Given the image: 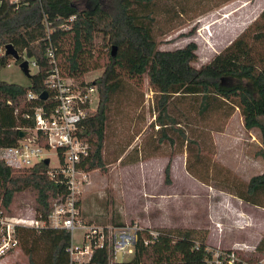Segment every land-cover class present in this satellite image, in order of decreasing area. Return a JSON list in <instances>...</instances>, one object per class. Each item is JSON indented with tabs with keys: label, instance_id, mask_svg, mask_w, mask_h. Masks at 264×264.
Here are the masks:
<instances>
[{
	"label": "trees",
	"instance_id": "trees-1",
	"mask_svg": "<svg viewBox=\"0 0 264 264\" xmlns=\"http://www.w3.org/2000/svg\"><path fill=\"white\" fill-rule=\"evenodd\" d=\"M156 0H26L15 6L0 0V44L11 43L19 53L31 58L36 70L28 76V84L0 79V146L13 145L18 139L19 127H31V118L21 116L35 105L50 107L45 78L52 63L46 53L51 46L63 76L83 79L84 74L102 67L98 77L88 81L98 88L96 109L82 121L80 135L90 144L89 154L79 167L91 171L106 168L105 128L108 104L120 86L121 73L130 78H142L155 92L154 122L161 132L159 142L173 139L167 128L179 131L189 148L199 159L202 147L197 139L187 137L177 118L168 110L175 95L198 97V113L204 114L217 105L229 104L238 108L245 129L257 128L264 158V8L221 51L199 66L197 44L189 41L184 46L161 49L153 34L155 20L153 4ZM74 14L72 21H67ZM45 16V18H44ZM47 23V25H46ZM48 26V29H47ZM115 45L102 53L96 37ZM112 47V45H111ZM105 57V58H104ZM9 56H0V67ZM27 90L36 93L25 99ZM46 90L45 98L40 93ZM9 100V102H7ZM233 108V109H234ZM194 156V158H195ZM44 160L24 168H12L0 159V206H7L14 192L28 190L33 194L35 214L46 217L53 202L66 193L62 175L50 176ZM186 169L198 180L210 184L197 175L190 163ZM165 182L169 181L170 162L165 165ZM219 187V186H218ZM226 189L240 199L264 207V170L248 180L228 184ZM263 201V202H262ZM8 212V211H7ZM148 228L138 234L132 256L112 264H205L207 230L196 227L157 229L155 240L145 244ZM17 246L24 252L28 264H67L71 233L66 228L43 227L33 229L15 226ZM197 245V247H196ZM16 246V247H17ZM257 248H264L260 239ZM113 257L110 246L94 248L88 264H110Z\"/></svg>",
	"mask_w": 264,
	"mask_h": 264
},
{
	"label": "rangeland",
	"instance_id": "rangeland-1",
	"mask_svg": "<svg viewBox=\"0 0 264 264\" xmlns=\"http://www.w3.org/2000/svg\"><path fill=\"white\" fill-rule=\"evenodd\" d=\"M262 6L263 0H156L152 6L153 34L161 49L196 42L197 59L193 64L199 66L230 43ZM96 41L103 54L113 45L100 35ZM21 59H27L30 73L36 70L31 58L22 54ZM20 60L9 59L8 65L1 66L0 79L27 85L28 77L18 66ZM102 70L92 69L83 77L94 79ZM147 79L146 75L130 78L121 73L120 86L112 94L107 110V166L89 171L79 194L81 218L105 228L108 243L110 228L130 223L150 229H206V243L216 248L256 245L264 236V207L243 201L219 187L248 180L264 170L259 130L245 129L239 111L235 110L238 108L232 106L235 111L229 115L228 103L200 115L198 97L175 95L168 110L187 137L198 140L202 151L199 159L189 153L195 145H189L173 128L166 130L173 142H159V125L153 123L157 112L155 92ZM49 154L50 163L58 164L56 156ZM168 162L169 181L165 182ZM187 162L210 184L189 173ZM7 211L29 217L34 212L33 194L26 189L14 192ZM243 218L245 221H241ZM81 232L79 228L73 231L75 243L80 242ZM131 256L132 253H118L111 257L110 264ZM0 264L28 262L17 246L0 258Z\"/></svg>",
	"mask_w": 264,
	"mask_h": 264
},
{
	"label": "built area",
	"instance_id": "built-area-1",
	"mask_svg": "<svg viewBox=\"0 0 264 264\" xmlns=\"http://www.w3.org/2000/svg\"><path fill=\"white\" fill-rule=\"evenodd\" d=\"M8 1L17 6L26 0ZM74 18L75 15L72 14L67 21L70 22ZM4 50V45L0 44V56L5 54ZM46 53L52 67L44 82L49 91L47 96L54 103L50 107L35 105L31 111L21 113L25 119L31 118L33 125L18 128L23 134L18 136L15 144L0 146V159L12 168H24L48 157L47 172L50 176L62 175L66 193L63 198L53 202L52 210L46 217L35 212L29 217L12 215L0 206V258L18 244L15 226L68 229L71 233V243L68 246L70 260L67 264H88L94 248L103 247L105 244L110 246L113 257L118 253H133L138 234L144 229L141 225L129 223L110 228L112 231L108 243L105 228L88 224L81 218L79 194L88 180L89 171L79 167V164L89 154L90 144L79 132L84 118L96 109L99 99L98 88L95 84H88L90 81L88 79L63 76L51 46L47 48ZM8 56L5 65L9 64V59H13ZM34 97L36 93L26 91L25 99ZM50 152L56 156L58 164L50 163ZM242 220L245 221V218ZM77 228L82 232L80 242L75 243L73 231ZM147 230L148 235L143 238L145 244L154 241L158 235L157 229ZM206 249L209 255L205 264H264V248H257V244L254 246L243 244L233 248L207 245Z\"/></svg>",
	"mask_w": 264,
	"mask_h": 264
},
{
	"label": "water",
	"instance_id": "water-1",
	"mask_svg": "<svg viewBox=\"0 0 264 264\" xmlns=\"http://www.w3.org/2000/svg\"><path fill=\"white\" fill-rule=\"evenodd\" d=\"M4 53L7 54V55H10L13 60H17L19 58V53L17 52V50L12 46L11 43H5L4 44ZM111 54L114 55L115 54V45H112L111 47ZM18 66L19 68L21 69V71L28 77L30 75V72H29V68H28V61L27 59H21L19 62H18ZM47 95V92L46 90H43L41 93H40V97L41 98H45ZM23 134V131L22 130H19L18 131V136H21ZM44 161L45 163H48L49 162V158L46 157L44 158Z\"/></svg>",
	"mask_w": 264,
	"mask_h": 264
},
{
	"label": "crops",
	"instance_id": "crops-1",
	"mask_svg": "<svg viewBox=\"0 0 264 264\" xmlns=\"http://www.w3.org/2000/svg\"><path fill=\"white\" fill-rule=\"evenodd\" d=\"M263 7H264V0H263V6H262V8H263ZM235 110H238V109H235ZM235 110H234V111H235ZM234 111H233V112H234ZM240 117L242 118L241 115H240ZM242 124H243V123H242ZM260 144H261V142H260ZM261 146H262V144H261ZM241 214H242V213H241Z\"/></svg>",
	"mask_w": 264,
	"mask_h": 264
}]
</instances>
